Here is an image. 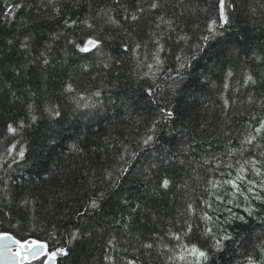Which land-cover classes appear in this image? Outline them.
<instances>
[{"label":"trees","instance_id":"obj_1","mask_svg":"<svg viewBox=\"0 0 264 264\" xmlns=\"http://www.w3.org/2000/svg\"><path fill=\"white\" fill-rule=\"evenodd\" d=\"M225 4L220 27L219 0H0V233L63 248L57 264H196L182 244L208 252L203 264H264V177L202 204L208 168L264 163V133L241 143L264 120V0ZM89 39L99 47L80 52Z\"/></svg>","mask_w":264,"mask_h":264},{"label":"snow or ice","instance_id":"obj_2","mask_svg":"<svg viewBox=\"0 0 264 264\" xmlns=\"http://www.w3.org/2000/svg\"><path fill=\"white\" fill-rule=\"evenodd\" d=\"M51 2V0H50ZM157 5L153 4L152 7H156ZM225 8H226V4H225V0H219V19L223 22L222 24H220V27H224L225 24H228L229 20H228V16L225 15ZM11 11V9L9 10ZM132 19L135 20L136 16L133 15ZM110 22L115 24L116 21L115 20H111L110 18ZM217 21L216 20H212L209 27H208V31L210 33H213V35H215L213 26L216 25ZM89 27H91V25H89ZM202 39L204 40H208L209 37L208 36H204L202 37ZM99 41L96 39H89L87 40V42L84 44L83 47L77 45L78 50L80 52L83 53H88L91 52L92 49L94 48H98L99 47ZM130 49L128 47H125L124 51L128 52ZM163 49L160 48L158 51H162ZM154 59L156 60V64L157 65H162L163 61L161 60V58L159 57L158 54H154ZM177 59L179 60L180 57H177ZM45 64L48 63L47 60L44 61ZM105 67H108L107 64H105ZM147 67L151 70L153 68L152 64H148ZM181 67L183 68L184 65L182 64ZM227 76L231 77L232 76V72L231 70H229L227 72ZM183 78V77H181ZM247 81L248 82H252L255 83V81H253L252 76H248L247 77ZM223 87L225 89L228 88V84L225 83L223 85ZM68 90L72 91V87L71 85L68 86ZM151 95V92L149 93ZM95 96L99 97L101 95L100 91H97L94 93ZM80 99H84V97H80ZM79 106V105H78ZM88 105H85V107H87ZM224 108H227L229 106V100L225 99L224 100ZM160 111L162 113L165 114V116L167 118H171L173 116V112L166 110L165 108H161ZM56 115H59V113L57 112ZM35 119V118H33ZM259 127H256L254 129L255 134H253L252 131H247V134L243 136L242 138V145H248V146H252V147H258V145L254 144V141L257 139L258 136H260L262 133H264V120H260L259 122ZM9 132H14L15 129L10 125L9 126ZM153 137L151 135H149L147 137V139L144 140V144L147 145L150 141H152ZM241 154L243 155V151L244 149L241 148L240 149ZM19 155L21 157L24 156V152L23 150L20 151ZM229 155H233L232 150L229 149ZM264 155V154H262ZM217 159H219L217 157ZM184 162L181 161V164H183ZM204 164L205 165H211L212 161L210 160H204ZM238 167H236L234 169L235 174L233 175V171H229L227 173V175L224 178H216L217 172L218 170L221 168V166H223L224 168L230 169L232 170L234 168L232 163H218L215 165V169L213 168H208L207 170L211 173H213V177L209 178L205 181V188H204V193H205V197L202 201L203 207L208 209V210H212L213 208V201L215 202H219V203H231L232 200L228 199L227 201H225V197L229 196V193L231 194V197H236L238 195H243V192L241 190L240 185L242 183H246L247 185H249L247 191L249 193L253 192V189H255L257 187V182L255 180L252 179H248V176L250 174H254L257 177H264V171H262V168H264V163H262L260 160H257L255 158H248L245 159L243 162H239L237 161ZM155 167V165H153ZM171 181L169 178H162L161 180V184L160 186L164 189H168L169 185H170ZM259 186L264 189V179H262L259 182ZM245 199H248L247 196H245ZM91 206L93 208L97 207L96 202L92 201ZM197 207H199V205L194 206L193 203H188L187 207L185 209L186 213H188L191 216H197ZM249 214H251V209L248 210ZM200 220L205 222V230H204V235H208V236H213V227L209 226L212 225L213 223V216H211L209 214V211H204L201 210L199 212V217ZM240 219H243V217H240ZM187 228H186V232L187 233H191L193 231V224L190 222H187ZM171 231V230H170ZM73 238H75V236H73ZM171 238L174 239L175 241H180L181 240V236L179 234L176 233H172L171 234ZM231 237L228 236L227 234H223V235H217L214 236L213 239V246L217 249V250H221L222 246H223V241L230 239ZM15 244L17 245V249L14 250L12 252V255L14 257L18 258V264H31V261L37 257H40L41 255H45L48 258V261L51 262V264H56V258L58 255H65V251L63 248L60 249H56L49 252H46L45 249L47 248V245L44 243H41L39 241L36 240H32V241H28V242H22L18 239H15L13 236L7 234V233H0V247L4 248V249H10L11 245ZM114 244V239H110L109 240V245H113ZM145 248L147 249H152L154 247L153 243H146L144 245ZM181 254L179 255L178 259L183 261L185 260V255L184 252H187L188 255L192 256L195 258L196 264H203V262L207 261L208 259V252H206L205 250H202L200 247H197L195 244H192L191 246H189L188 244H182L181 245ZM174 257H169V260L171 261ZM127 264H134L133 261L129 260L127 262ZM248 264H253V262L251 260H249Z\"/></svg>","mask_w":264,"mask_h":264},{"label":"water","instance_id":"obj_3","mask_svg":"<svg viewBox=\"0 0 264 264\" xmlns=\"http://www.w3.org/2000/svg\"><path fill=\"white\" fill-rule=\"evenodd\" d=\"M9 235H11V234H9ZM32 240H36V239H29V240L22 241V242H28V241H32ZM36 241H39V240H36ZM39 242H41V241H39ZM41 243H44L47 245V248L45 249V251L50 253V248H49L48 244L45 242H41ZM16 249H17V245H15V244H12L10 249H4V248L0 247V264H18V258L14 257L12 255V252ZM65 253H66V251H65ZM59 256L60 255H58L56 258V264L58 263ZM38 261H44V264H51V262L48 261V258L45 255H41L40 257L33 259L31 261V264L38 262Z\"/></svg>","mask_w":264,"mask_h":264}]
</instances>
